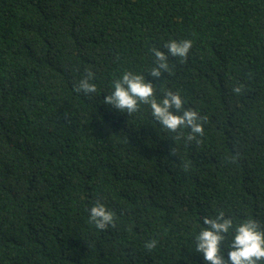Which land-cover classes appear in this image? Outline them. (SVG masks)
<instances>
[{"label":"trees","instance_id":"obj_1","mask_svg":"<svg viewBox=\"0 0 264 264\" xmlns=\"http://www.w3.org/2000/svg\"><path fill=\"white\" fill-rule=\"evenodd\" d=\"M125 71L203 134L104 103ZM220 212L264 230V0H0V264H206L195 237Z\"/></svg>","mask_w":264,"mask_h":264},{"label":"clouds","instance_id":"obj_2","mask_svg":"<svg viewBox=\"0 0 264 264\" xmlns=\"http://www.w3.org/2000/svg\"><path fill=\"white\" fill-rule=\"evenodd\" d=\"M192 40L172 39L167 42L168 52L173 56L184 58L188 55ZM155 56L160 61L158 67L152 69L153 76L160 75V69H168L167 56L160 50H155ZM94 93L97 85L92 82L91 73L82 78L77 85V91ZM239 92L240 88H234ZM154 86L146 81L144 76L125 71L120 78L115 79L112 91L104 99V103L114 105L121 111L135 112L141 103H147L152 109L153 115L164 127L175 131L181 126L191 128L193 134L202 135V117L192 109H187L178 114L171 111L172 107L181 109L185 103L179 92H167L165 98L157 100L154 98ZM89 212V221L94 223L97 229H104L115 223V213L102 202L97 201L92 205ZM207 227H201L196 234V250L203 254L206 264H261L264 261V230L256 220L247 218L234 224L231 217L220 212L217 216L204 218ZM225 234H231V243L227 254H224L222 241ZM152 241L149 247L155 246Z\"/></svg>","mask_w":264,"mask_h":264}]
</instances>
